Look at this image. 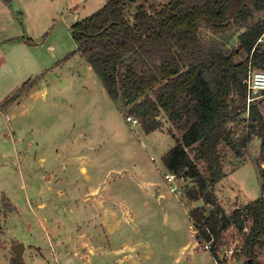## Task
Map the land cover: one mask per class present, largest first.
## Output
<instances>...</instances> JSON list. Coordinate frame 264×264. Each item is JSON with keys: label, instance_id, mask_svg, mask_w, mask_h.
<instances>
[{"label": "rangeland", "instance_id": "374dc122", "mask_svg": "<svg viewBox=\"0 0 264 264\" xmlns=\"http://www.w3.org/2000/svg\"><path fill=\"white\" fill-rule=\"evenodd\" d=\"M10 3L0 0V106L24 83L36 81L16 102L0 108V264H13V246L19 242L22 264H211L210 255L201 246L196 249L189 219L198 205L183 193L195 180H163L168 171L161 158L181 141L186 114L170 120L161 113L159 128L147 136L139 120L136 125L126 121L134 117L129 106L112 101L75 52L71 26L105 0ZM135 6H127V13ZM262 20L261 10L224 33L204 25L199 33L232 51L246 26ZM259 48L264 49V34ZM244 57L240 52L236 60ZM230 100L241 114L229 128L246 137L245 102L236 91ZM253 105L264 117V97ZM241 153L236 156L219 145L224 172L247 162L223 184L227 213L245 207L238 201L248 204L261 196L255 174L264 183L259 138L252 137ZM196 167L206 175L203 162ZM253 221L244 211L245 229L224 232L226 244L220 251L233 247L239 254ZM257 252L256 264L264 249ZM245 260L236 258L231 264Z\"/></svg>", "mask_w": 264, "mask_h": 264}, {"label": "trees", "instance_id": "16d2710c", "mask_svg": "<svg viewBox=\"0 0 264 264\" xmlns=\"http://www.w3.org/2000/svg\"><path fill=\"white\" fill-rule=\"evenodd\" d=\"M137 2L105 0L100 9L74 23L75 52L95 73L107 96L129 106L128 112L141 122L146 134L159 128L156 118L161 113L170 120L186 114L181 141L176 140L161 160L168 172L195 180L184 197L191 203L203 202L189 211L196 240L202 247L213 239L209 253L216 261L217 252L226 244L222 234L230 229L243 232L246 211L254 221L240 255L233 258L256 264L257 248L264 247V183H260V197L230 213L220 206L214 187L226 176L219 155L221 143L240 157L241 149L255 136L260 140L259 159L264 162V117L257 106H250L248 117L242 119L246 137H238L229 128L241 114L231 106V93L236 91L244 101L241 81L248 66L264 70V49L259 48L264 20L246 26L232 51L203 40L199 30L204 25L224 33L232 24L244 23L254 12L264 11V0ZM134 3V11L128 14L127 6ZM240 52L245 57L236 60ZM35 81L24 83L0 108L16 102ZM242 110L244 113L245 106ZM198 162L205 164L206 175L198 171Z\"/></svg>", "mask_w": 264, "mask_h": 264}, {"label": "built area", "instance_id": "2783aa9c", "mask_svg": "<svg viewBox=\"0 0 264 264\" xmlns=\"http://www.w3.org/2000/svg\"><path fill=\"white\" fill-rule=\"evenodd\" d=\"M241 83L245 89L244 106L246 111V117H248V111L250 106L253 105V102L257 99L264 97V71L256 70L255 67L249 65L247 69V74L242 79ZM126 121L130 122L131 125L139 124L138 119L132 116H127ZM177 178L178 177L175 174L170 172H167L165 175H163V180L168 184H172L177 180ZM212 241L213 239L204 244L203 248L208 252L210 250V245ZM220 250L217 252L218 259L215 261L216 264H231L234 259L233 256L236 254L235 248L229 247L225 251Z\"/></svg>", "mask_w": 264, "mask_h": 264}, {"label": "crops", "instance_id": "0c3cea01", "mask_svg": "<svg viewBox=\"0 0 264 264\" xmlns=\"http://www.w3.org/2000/svg\"><path fill=\"white\" fill-rule=\"evenodd\" d=\"M7 5H9V6H11V3L9 2V3H6ZM153 132H151L150 134H146L147 136H149V135H151ZM173 147V144H172V146L170 147V148H172ZM169 148V149H170ZM168 149V150H169ZM167 150V151H168ZM166 151V152H167ZM165 152V153H166ZM163 155V154H162ZM246 163L247 162H244L243 164H241V166H239L236 170H234V171H232V172H225V178H223V180H221L216 186H218V188L215 186V188H216V190L217 191H214V194H215V196H217L216 198H218V202H219V204H220V206L225 210V212L227 213V207L222 203V199H223V196H225L224 195V191H223V187H224V182L227 180L226 178H227V176L228 175H233V174H235L237 171H239L241 168L242 169H244V167L243 166H245L246 165ZM252 164V166H253V163H251ZM254 167V166H253ZM254 170H255V168H254ZM255 174H256V178H257V181H258V184H259V187H260V182H259V179H258V177H257V173H256V170H255ZM163 197V196H162ZM225 197H227V196H225ZM228 198V197H227ZM235 200H237V199H235ZM163 201H164V197H163ZM201 202V203H200ZM221 202V203H220ZM194 204H196V205H198V206H196V207H201L202 205H203V203H202V201L201 200H198V201H196V202H193ZM202 204V205H201ZM238 204L239 205H246V204H243V203H241V202H239L238 201ZM234 210H237V209H234ZM190 222H191V220H190ZM191 224H192V222H191ZM194 231V230H193ZM194 234H195V232H194ZM198 244V243H197ZM196 244V249H199L198 247H200V245L198 244L197 245ZM198 246V247H197ZM264 249V247H258L257 249ZM201 249L203 250V251H206L209 255H210V260H211V264H216V262H215V260L212 258V256H211V254L207 251V250H205L204 248H202L201 247ZM257 254H258V252H257ZM259 260V262H258V264H264V257H262V256H259L258 258H257V261Z\"/></svg>", "mask_w": 264, "mask_h": 264}, {"label": "water", "instance_id": "95a60500", "mask_svg": "<svg viewBox=\"0 0 264 264\" xmlns=\"http://www.w3.org/2000/svg\"><path fill=\"white\" fill-rule=\"evenodd\" d=\"M211 207L207 208V214L210 211ZM22 250H23V244L21 242L15 244L13 246V251L15 254V261L17 264H22ZM248 264H251L250 260L248 261Z\"/></svg>", "mask_w": 264, "mask_h": 264}]
</instances>
